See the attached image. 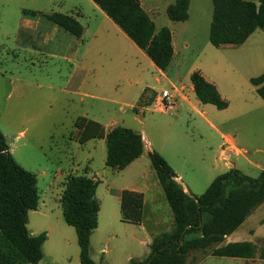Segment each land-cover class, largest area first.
I'll return each mask as SVG.
<instances>
[{"label":"rangeland","instance_id":"obj_1","mask_svg":"<svg viewBox=\"0 0 264 264\" xmlns=\"http://www.w3.org/2000/svg\"><path fill=\"white\" fill-rule=\"evenodd\" d=\"M23 6L21 0H0V130L16 162L37 176L41 201L37 211L29 212L28 230L41 233L47 231L50 224L55 227L43 246V259L38 264H80L77 234L73 227L65 223L59 200L64 188L62 183L69 175H86L98 182L96 195L101 202V213L99 228L92 239L91 258L97 264H129V256L139 258L144 249L134 239L138 226L124 224L120 220L119 191L134 186L142 170L154 173L152 165L147 158L140 160L139 170L108 167L107 142L96 139L80 144L76 138V121L84 117L103 127L115 122L118 128H130L144 135L148 146L149 142L152 145V135L161 137L152 126L153 120L173 119L163 127L164 131L172 127L173 131L199 143L202 146L199 148L205 151L201 155L204 172L213 174L209 185L199 195L204 194L213 180L223 174L222 169L225 170L223 166L214 170L218 160L209 151L218 141L217 134L204 122L198 127L191 112L178 115L173 111V115L168 113L164 116L153 112L152 106L138 105L145 87L155 85L152 82L157 77L161 80L155 85L157 91L172 89L168 80L152 66L147 55H134L128 67L123 64L109 67L97 57L98 42H93L87 33L77 47L64 32L43 48H35L34 44L23 45L20 41L17 43L16 34L22 13L28 10ZM51 10L45 12L50 13ZM252 41L257 42L264 59V32L257 31ZM205 42L209 43V38ZM200 44L203 46L204 42ZM75 48L78 49L76 58L70 52ZM210 49L216 51L211 46ZM196 56L195 47L194 50L184 51L181 59L179 57L168 68L167 75L177 86L191 85L189 72L199 63ZM78 61L81 63L76 68ZM213 109L223 113L215 106ZM209 120L217 125L212 117ZM249 131V126L244 123H235L223 130L238 140L245 139ZM231 162L237 163L235 158ZM186 172L199 184L204 179L199 170L189 168ZM156 206L169 208L164 199L159 200ZM260 207L252 215H260ZM146 212L148 216L152 215L151 204ZM59 227L63 232H59ZM246 227L247 222L240 226L237 233L245 231ZM62 234L65 236L63 241ZM188 264L246 263L243 259L193 252ZM252 264L263 263L256 260Z\"/></svg>","mask_w":264,"mask_h":264},{"label":"trees","instance_id":"obj_2","mask_svg":"<svg viewBox=\"0 0 264 264\" xmlns=\"http://www.w3.org/2000/svg\"><path fill=\"white\" fill-rule=\"evenodd\" d=\"M92 1L145 51L158 69H168L174 55L172 33L167 27L157 30L139 0ZM190 2L175 0L167 7L168 18L173 22L186 21ZM23 14L37 15L27 10ZM45 17L76 37L83 33L81 24L73 16L52 13ZM258 29L264 31V0H258V4L245 0H213L209 39L214 47L241 45ZM190 80L201 103L214 105L218 110L228 108V102L200 72H194ZM252 83L259 86L258 94L264 100V75L252 79ZM155 97V92L146 89L138 105L151 106ZM76 129V138L81 144L105 137L101 124L84 117L76 121ZM143 151L140 133L116 128L108 136L107 166L122 169L141 157ZM149 159L173 213L174 227L153 239L145 260L131 259L129 264H188L193 252L240 259L258 256L264 261V247L258 248L251 242L224 244L226 237L264 203V172L252 178L231 169L217 176L204 194L196 196L185 192L176 181V173L159 153L150 152ZM97 185L85 175H69L60 198L63 219L77 234L80 264H97L90 256V239L98 227L100 212ZM119 197L121 220L140 224L144 195L123 190ZM39 200L37 176L16 162L0 130V264H38L43 259L42 246L47 235L33 236L27 227L29 212L38 209Z\"/></svg>","mask_w":264,"mask_h":264},{"label":"crops","instance_id":"obj_3","mask_svg":"<svg viewBox=\"0 0 264 264\" xmlns=\"http://www.w3.org/2000/svg\"><path fill=\"white\" fill-rule=\"evenodd\" d=\"M139 1L142 8L155 23L157 30L163 27L170 29L174 50L171 64L179 59V57L181 59L184 51L187 52L189 49L194 50L195 47L197 50L196 57H198L199 63L190 70V78L194 72H200L209 83L216 87L220 96L228 102V108L223 110V113H217V111L213 109L214 105L203 104L198 100L192 83L189 86L184 84L177 86L176 83L171 81L168 77V69L166 71H161L150 60L152 66H154L160 75L164 76V78L170 83L172 89L169 91L175 98L173 110L161 112L154 110L152 106V111L159 112L164 116H166V114L168 115V113L172 114L173 111H176L178 115L182 112H191L198 127H201V122H204L217 134L218 141L214 145V149H209L211 155L217 157L219 162L216 161V167L214 170L219 166H223L225 170L222 169V173H226L231 169H237L249 177H258L264 172V100L258 94L259 86L254 85L252 79L264 75V59L263 51L256 46L257 42H251V40L257 31L263 30H256V32H254L246 42L241 45H223L216 48L210 43V39L209 43L205 42L206 39L209 38L213 18V0H191L189 17L184 22H173L166 14L167 7L174 3L175 0ZM245 1L258 4V0ZM21 2L24 5V9H28L27 11H34L37 15L26 16L22 13V19L16 34L17 43L20 41L23 45L31 46V44H34L35 48H43L46 47L48 43H51L55 36H60L59 34L64 32L63 34L70 36L69 38L77 47L78 42L83 40V35L87 33L93 42H98L96 49L97 57L106 62L109 67L121 64L128 67L129 64L133 62L134 55L142 57L147 55L145 51L141 50L92 0H21ZM48 9H52L50 13L45 12ZM52 13L73 16L83 28L82 35L76 37L49 21L45 15H50ZM201 42H204L203 46H201ZM38 43H40V45H38ZM183 43L184 47L181 48ZM210 46L216 51L212 52ZM70 52L72 53V57H77V48H75V50L70 49ZM207 54H211V57H207ZM75 60H78V58ZM80 63L81 62L79 61L77 62L76 68H79ZM160 82V78L157 77L152 83L157 85ZM155 85L146 86L144 91L149 89L152 92H155L156 95L159 94L160 91H157V86ZM209 117L215 119L217 125L210 121ZM170 121H173V119L153 120L152 126L160 133L161 137L152 135V145L151 142H149V145L147 146L145 136L143 135L144 151L142 156L129 163L124 168L133 167V170H139L141 168V164L139 163L140 160L149 159V153L156 151L174 170L177 175L176 181L183 187L185 192L200 196L199 193L209 185V179L213 177L211 172H204V158H202L201 155L205 151L204 149L199 148V146L202 148L199 143L191 141L189 138L173 131L172 127L166 128L164 131L163 127L169 125V123H171ZM235 123H244L249 126L250 131L245 139L238 140L236 137L223 132V130L229 128ZM116 128L118 127H116L115 122H112L108 127H104L105 137L100 140H104L108 144V136ZM135 132L138 131L135 130ZM222 149H225L228 153L229 164L219 158ZM10 152L12 154L11 150ZM233 158L236 159L237 163L231 162ZM189 168L200 171L201 177L204 178L200 180V184L197 180L188 177L186 171ZM153 172L154 173H152V170H142V175L135 180L136 184H134V186L119 191L120 193L123 190H130L144 195L142 222L138 225L127 223L133 226H138L139 231L134 239L143 247L144 252L139 254V258H132L134 256H129L128 260H145L150 254V245L153 239L159 234L170 232L174 227L173 213L171 209H169L170 206L154 169ZM67 177L68 176L65 177V181ZM94 180L97 182L96 179ZM65 181L62 183V186L65 184ZM163 199L164 202H167L169 208L163 207L160 209L156 206L158 201ZM40 201L41 195L39 205ZM45 203L46 202L44 201V204ZM150 204L152 205V215L148 216L146 211ZM260 206L261 207L258 211L260 215L257 216L251 214L245 220V222H247L245 231H240L238 234L237 230L240 228L239 227L234 233L226 237L225 244L251 242L258 248L264 247V216H262L264 215V203ZM100 213L101 202L99 217ZM44 215L47 218V215ZM122 223L126 224V222L123 221ZM97 228H99V218ZM96 229L92 233L90 239V254L92 239ZM54 230L55 227L50 224L47 226V231L45 232L40 233L28 231L33 236L46 233L47 241ZM58 230H60L59 232H63L62 227H59ZM236 233L237 235H235ZM61 240H65L63 234ZM67 244L70 243L68 242ZM243 260L246 264H252V262L256 260H259L264 264V261L259 259L258 256L252 259Z\"/></svg>","mask_w":264,"mask_h":264},{"label":"built area","instance_id":"obj_4","mask_svg":"<svg viewBox=\"0 0 264 264\" xmlns=\"http://www.w3.org/2000/svg\"><path fill=\"white\" fill-rule=\"evenodd\" d=\"M174 105H175L174 96L170 93L169 90H163L156 95L151 106H153L154 110L167 112L173 110ZM219 158L225 163L229 164V156L225 149L221 150Z\"/></svg>","mask_w":264,"mask_h":264}]
</instances>
